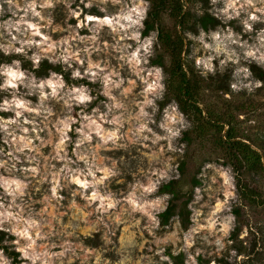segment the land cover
Instances as JSON below:
<instances>
[{
    "label": "rangeland",
    "instance_id": "obj_1",
    "mask_svg": "<svg viewBox=\"0 0 264 264\" xmlns=\"http://www.w3.org/2000/svg\"><path fill=\"white\" fill-rule=\"evenodd\" d=\"M20 7L16 9L17 15L13 17L11 12L5 11L4 15L0 16V23L8 20L19 19L23 15L24 0H17ZM54 7L52 8H37L44 17L39 20L41 32L51 37L53 41H59L64 37L75 35L77 19L70 16L68 4L71 5V10L79 11L83 9L79 20L83 21L85 15H94L103 18L105 15H116L123 7L121 5H102L99 0H92L93 7L86 8L84 5L88 0H52ZM183 8L188 13V22L183 29L175 20L171 19L167 14L162 15L160 25H156L146 35L143 33L145 27L141 31V41L145 38L154 36L152 44V55L147 57V62L142 64L145 69L143 75H147V71L153 68L162 69L164 92L162 99H156V110L153 112L151 107L146 111L152 115L154 122L149 123V127L160 135L164 136L165 132L159 127L163 122L165 109L169 105H178L179 113L185 118L186 129H181V136L173 139V151L169 150L168 141L160 140L153 144L152 140L143 142H133L131 129L136 123L134 120L126 122L120 132L123 139L118 141V146L109 144L106 148L98 150V163L102 167H108L113 170L116 175L105 181L101 187L103 195L111 194L114 200L119 201L114 208L108 209L107 212H99V201L89 205L87 201L75 194L77 185L65 186V181L61 180V189L59 196L62 197L59 201L52 200L51 206L45 201V196H50V183L45 182L40 184V176L32 177L26 175L21 168L36 166L29 164L24 155L14 153L20 156V161L16 163V171L9 173L4 168H0V175L6 177L12 175L25 180L28 183L23 200L18 199L17 204L24 208L23 215L27 217L29 213L33 218L42 222V232L47 234L44 240H38V251L47 250L50 253H60L64 251L66 245H71L72 250L65 252L63 257L51 256L50 264H264V80L258 74L264 72V65L259 66L256 61L244 59L243 50L240 45L245 42L248 45L257 44L256 34L260 29H264V22H252V31L244 30L242 20L246 19L248 13H254L261 17L264 21V13L257 9L264 8V0H253V6L245 5L246 11H242L240 17L228 20L225 22L220 9L224 7L223 0L213 5L212 0H182ZM2 3V0H0ZM43 3V0H38V4ZM128 7H131V0H124ZM147 6V15L150 10V0H145ZM5 10L8 5L3 4ZM106 7L107 12H101L100 8ZM239 7V5H238ZM209 14L217 19V24L208 25L204 28L197 22L199 16ZM219 16V18H218ZM39 18H35L34 22ZM92 23L89 22V27ZM170 30L173 33L180 32L184 37V47L182 58L185 69L195 77L196 85H191V90L194 91L193 97L196 104L201 109V115L205 118L212 117L219 119L216 127L207 126L203 131L194 134L195 121L186 114L176 95L168 88V72L166 68L170 59L169 56L161 48L158 39L161 28ZM229 29L235 34L240 41L239 44H233L231 47L240 56L239 63H233L232 60H226L225 55L215 56V54L203 47L198 37L201 32L204 34V43H212V34L219 32L221 35L227 34ZM3 31V29H0ZM80 36H91L92 33L88 28L76 30ZM13 35H17L13 31ZM122 35V34H121ZM10 37L5 34V39L0 40V43H6ZM34 39L40 40L37 36ZM119 37L115 34H110V30L105 26L98 35V40L94 47H98L100 51L93 52L91 60L100 62L101 67H106L109 70H116L120 73V78L124 79L125 83L122 88L128 87L129 80H135L136 86L132 93L128 96H121V89H114L113 95L116 96L127 107L125 116L131 113L133 116L139 111L138 102L143 101V96L139 93L143 90V83L133 75L128 66L125 64L121 67L122 62L118 59L117 53L111 47L108 51H104V45H113ZM73 51L77 48H83L84 44L77 40L71 41ZM121 44H129L134 49L137 45L133 40H121ZM15 47H20L16 44ZM264 51V49H261ZM27 57L23 54L12 53L13 58L9 62L1 63L0 65H11L14 60L21 62V70L25 71L26 75L35 76L37 82L41 79L49 77V72H55L61 76L70 88L72 86L79 87L87 86L90 89V94L95 97L87 107L73 106L72 116L77 120V123L72 125V131L68 135L72 139V143L68 145L67 152L72 160H76L73 155L75 141L78 137L75 129L81 126V114L92 115L95 109H99V114L107 112L106 104L110 103L107 97L103 96L102 84L97 81L91 83L87 78L72 79L71 72L79 67L83 74L87 67V57L81 54V59L85 60V64L81 67L73 62L72 68L64 69L66 65L59 63L53 64L49 59L44 58L48 63L59 66L62 72L49 70L45 75H37L33 69V62L28 58L37 51L35 47L26 49ZM59 49L56 55L59 54ZM131 51V49H130ZM3 53V52H2ZM4 54V53H3ZM52 56V53L48 54ZM159 55L162 56L164 65L153 62ZM213 56L212 64L215 72H207L203 66L197 67L198 59H206ZM224 61L222 64L221 62ZM26 63V65H24ZM40 67V65H39ZM245 67L251 72V76L244 78L243 74L235 76L237 68ZM149 82H152L155 77H149ZM0 84L4 78L0 76ZM256 81L261 82V87H253L249 92L247 88H241L240 91H234L230 87L232 83L238 85L248 84L251 82L253 86ZM27 89L23 85L19 86L18 95L32 101L33 105L38 102L37 95H27ZM45 91H49L45 89ZM3 92L1 101L11 99V90ZM49 107L53 110V115L49 118L48 128L39 131L41 138L49 139L48 130L51 129L54 135L51 137L53 143L56 142L55 128L53 127L57 119H62L65 115L63 101L55 100L47 101ZM171 110V109H169ZM120 111H123L120 110ZM29 119L32 115L25 113ZM0 117L8 119L14 117L12 112H3ZM111 119V115H109ZM36 123L43 128L41 118H37ZM31 129L32 125H25ZM106 129L112 126L104 124ZM179 127V125H176ZM192 130L190 136L193 138L190 141L183 139V133L186 130ZM230 132V134L227 133ZM228 134V137L226 136ZM19 135V130H17ZM30 135L35 136V133ZM151 136L150 133H148ZM230 138V139H229ZM235 140L243 143L240 152L232 155L231 150H225L221 146V142ZM37 145L40 143L34 140ZM97 138H93L92 148H95ZM147 145V147H145ZM88 145L81 148L83 151ZM0 149H3V154L0 155V160L6 161L9 166L13 163L10 160L8 153L12 150L9 144L4 142V134L0 133ZM42 155L38 157L40 161L41 174L45 171V157H50L52 154L51 145L41 149ZM35 155V153H33ZM184 161V170L181 172L179 166ZM56 169L62 166V162L51 160ZM205 165H214V167L206 168ZM76 165L73 164L72 167ZM80 167H84L83 162H79ZM231 168L229 175L234 177L235 188L230 189L223 184V179L220 172ZM157 171L158 175H152ZM162 174V175H161ZM102 173H97V176ZM50 179V178H49ZM171 179H178L183 192H192L191 199L188 202L189 223L187 227L181 225L178 215H171L166 223H163L159 214L165 210L171 197L170 193L162 191L161 185ZM195 180L199 182L193 184ZM150 181L155 182V190L151 194H145L146 200L149 201L150 207L147 209L149 215L139 210L133 211L132 207L126 202L125 197L132 191V188L139 184L147 185ZM246 185V189L243 187ZM197 189L200 190L199 194ZM140 189L137 191L139 196ZM234 191L235 198H229L226 206L216 214L215 217L211 213L215 209L217 202L225 201L224 192ZM91 190H89L90 194ZM0 197L5 206L10 203V198L5 196L3 190L0 189ZM73 202L76 207H73ZM230 209V211H229ZM235 210L238 213H235ZM19 211V209H13ZM199 214V215H198ZM229 214L235 216L234 229L227 236H224L221 229V223L224 217ZM217 219L215 229L207 228L208 220ZM6 228L11 225L6 224ZM193 228H199V231L192 234V246L187 247L185 242V234ZM10 234V233H9ZM17 237L5 238L0 242V245H6L9 249L15 250L19 246L24 245L21 240L19 245L13 243ZM220 239L224 244L221 249L215 241ZM5 257L12 258L8 255L4 248H0ZM16 251V250H15ZM233 251L235 255H232ZM18 252V251H17ZM19 253L18 264H31L29 260H22ZM176 253V254H174ZM182 254V257H174ZM162 257H168L167 260ZM37 264H40L38 261Z\"/></svg>",
    "mask_w": 264,
    "mask_h": 264
},
{
    "label": "clouds",
    "instance_id": "obj_2",
    "mask_svg": "<svg viewBox=\"0 0 264 264\" xmlns=\"http://www.w3.org/2000/svg\"><path fill=\"white\" fill-rule=\"evenodd\" d=\"M218 0H212L215 5ZM224 7L220 9L223 18L226 21L240 17L242 11H246L245 5L253 6V0H223ZM7 4L8 8L5 10L3 4ZM84 3V0H81ZM102 5L111 3L112 5H121L119 13L116 15H105L103 18H99L94 15H85L84 20L80 21L79 17L83 12V9L79 11L71 10V5L68 4L70 10L69 14L71 17L77 19L75 35L64 37L59 41H53L50 36L45 35L41 32V25L39 20H43L41 12L37 8H52L54 7L52 0H43V3L38 4V0H24L23 15L16 20H8L0 23V40L5 39V34L10 39L6 43H0V52H3L6 56L12 53L23 54L27 57L26 49L35 47L36 52L28 57L32 62L33 66L39 68L40 61L44 58L49 59L53 64L66 65L64 69L67 71L68 68H72L73 62L79 64L81 67L85 64V60L81 59V54L87 57V67L84 69L83 74L80 68L77 67L72 70V79H84L87 78L91 83L99 81L102 84V95L107 97L110 103L106 104L105 107L107 112L99 114V109H95L92 115L81 114V126L75 129L78 137L75 141V148L73 155L76 160H72L67 152L68 145L72 143L71 137L68 135L72 131V125L77 123V120L72 116L73 106H84L87 107L95 97L90 94V89L87 86L81 85L79 87L66 85L63 76L49 72V77L41 79L37 82L35 76L26 75L25 71L21 70V62L14 60L11 65H0V76L4 78L2 84H0V91L11 90V99H4L0 102V112H12L14 117L4 119L0 117V133L4 134V142L9 144L11 151L8 156L13 163L9 164L0 160V168H4L5 171L12 173L16 171V163L20 161V156L14 153L24 155L28 163L35 164L36 166L21 168L26 175L32 177L40 176V184L49 182L50 196H45L44 201L51 206L52 200L59 201L62 197L59 196V191L62 187L61 180L65 181L67 185H77V190L74 193L81 196L82 199L87 201L89 205L99 201L98 208L99 212H107L108 209L114 208L119 201L114 200L111 194L103 195L101 193V187L105 181L110 177L116 175V173L108 167H102L97 161L98 150L106 148L109 144L112 146H118V141L123 139L121 135V128H123L126 122L135 121L131 132L134 137L133 142H143L152 140L153 144L158 143L160 140H167L169 150L173 151V139L181 136V129H186L184 116L179 113L178 105H169L165 109L163 122L159 125L165 132L164 136L156 134L152 128L148 125L152 120V115L146 111L147 108L151 107L153 112L156 110V99L163 98V92L165 90L164 85L161 83L163 80L162 69L153 68L147 71V75H143L145 69L142 67L143 63L147 62V57L152 55V44L153 37L149 36L141 41V29L144 27L143 21L147 18V6L145 0H131V7H128L124 0H99ZM239 5V7H238ZM86 8L91 9L93 7L92 0H88V3L84 5ZM20 5L17 0H2L0 3V16L4 15L5 11L11 12L13 17L17 15L16 9ZM101 12H107L106 7L100 8ZM257 11L264 13V8L257 9ZM35 18H39L34 22ZM219 18V16H218ZM264 22L261 21V17H258L254 13H248L246 19L242 20L244 30L247 32L252 31V22ZM89 22L92 23L89 27ZM110 30V34H115L119 39L113 45H104V51H108L111 47L117 53H119L118 59L123 65H127L130 72L135 75L144 85L143 90L139 95L143 96V101L138 102L137 106L139 111L133 116L127 112V107L122 103L116 96L113 95L114 89H121V96H128L132 93L136 86L135 80L128 81V87L122 88L125 81L120 78V73L116 70H109L106 67H101L100 62H93L91 55L93 52H98L100 49L94 47L98 40V35L104 27ZM88 28L92 33L91 36H80L77 29ZM13 31L17 35H13ZM122 34V35H121ZM39 36L40 40L34 39ZM203 47L207 50L212 51L215 56L225 55L226 60H232L233 63H239L240 56L231 47L233 44H239L240 41L231 29L225 35H221L219 32L212 34V43H204V34L198 37ZM72 40H77L84 44L83 48H77L73 51ZM121 40H133L136 42V47L132 49L129 44H121ZM257 44L248 45L246 42L241 44L240 47L243 50L244 59L251 58L261 66L264 65V29H260L256 34ZM20 44V47H15L16 44ZM59 54L56 55L57 50ZM131 49V51H130ZM52 53V56L48 54ZM213 56H209L206 59H198L196 61L197 67L203 66L207 72H215L212 64ZM222 64L224 61L221 62ZM243 74L244 78L251 76V72L248 68L240 67L236 69L235 76ZM154 76L155 79L149 82V77ZM23 85L26 88L27 95H37L38 102L33 105L32 101L25 99L23 96H19V86ZM232 90L240 91L241 88H247L249 92L253 90V87H261V82L256 81L255 85L251 82L248 84L238 85L232 83L230 85ZM48 89L49 91H45ZM55 100L57 102L63 101L65 109V115L62 119H57L53 125L55 128L56 142L53 143L51 137L54 135L51 129L48 130L49 139L45 140L40 137L39 131H43L48 128L49 118L53 115V110L48 106L47 101ZM123 111H120L122 110ZM171 109V110H169ZM25 113L32 115L29 119L25 116ZM111 115V119H109ZM37 118H41L43 122V128L36 123ZM104 124H109L112 127L106 129ZM25 125H32L31 129ZM179 125V127H176ZM19 130V135L17 134ZM35 133L36 135H30ZM151 134V136L148 135ZM97 138V144L95 148H92L93 138ZM34 140H38L40 143L37 145ZM51 145L52 154L50 157H45L46 163L44 165L45 171L41 174L39 156L42 155L41 149L45 146ZM88 145L83 151L82 146ZM147 147V145H145ZM35 153V155H33ZM3 154V149H0V155ZM51 160L62 162V166L59 169L55 168V165L51 163ZM79 162H83L84 167L79 166ZM75 164V167L72 165ZM206 168L214 167V165H205ZM102 175L97 176V173ZM231 168L225 169L220 172V176L223 179V184L230 189L235 188L234 177L229 175ZM152 175H158L157 171H154ZM162 175V174H161ZM50 178V179H49ZM155 182L150 181L147 185L137 184L132 188V191L125 197L126 202L132 207L133 211H141L146 215L147 209L150 207L149 201L146 200L145 194H151L155 190ZM28 183L25 180L20 179L16 176H4L0 175V189L3 190L5 196L10 198V203L6 207L3 202H0V231L8 232L11 235L17 237L14 244L19 245L20 241L23 240L25 243L23 246L17 247L15 250L21 253L22 260H29L31 264H50L51 256L63 257L65 252L71 251V245H66L64 251L60 253H50L47 250L38 251V247H44L38 245V240H44L47 238V234L42 232L43 224L41 221L33 218L31 213L27 217L23 215L24 208L22 205L17 204L18 199L23 200L25 196ZM140 189L139 196L137 191ZM89 190H91L89 194ZM199 194L200 190H196ZM225 201L223 203L217 202L215 209L211 213L212 217H215L227 204L229 198H235L234 191L224 192ZM2 200V197H0ZM73 207H76L73 202ZM19 209V211H13V209ZM230 211V209H229ZM199 215V214H198ZM235 216L229 214L224 217L221 223V231L224 236H227L231 230L234 229ZM218 220L210 218L207 223V228L211 231L215 229ZM11 225L6 228L5 225ZM199 231V228H193L185 234V242L187 247L192 246V234ZM217 246L221 249L224 248V244L220 239L215 241ZM176 254V253H174ZM232 255H235L233 251ZM167 260L168 257H162ZM193 264H195L194 258ZM0 264H11V260L5 257L2 250H0ZM70 264V262H69ZM169 264L171 261L169 260Z\"/></svg>",
    "mask_w": 264,
    "mask_h": 264
},
{
    "label": "trees",
    "instance_id": "obj_3",
    "mask_svg": "<svg viewBox=\"0 0 264 264\" xmlns=\"http://www.w3.org/2000/svg\"><path fill=\"white\" fill-rule=\"evenodd\" d=\"M150 3V10L148 12L147 18L145 19V27L143 30L145 35L157 24H161L163 14H167L171 19L175 20L176 23L179 24L183 29L186 27L188 15L190 13L184 10L182 0H150ZM197 22L204 28H207L209 24L215 25L218 21L215 19V17L209 14H203L198 17ZM158 42L170 59L169 65L165 67L166 71L168 72V88L173 94L176 95L177 101L179 102L182 110L195 121L193 130L194 134H198L199 132L203 131L207 126L216 127L219 119L212 117L205 118L203 115H201V109L194 101V91L191 90V85H196L197 81L195 80L196 76L193 73L190 74L184 66L182 58L184 37L180 34V32L173 33L172 31L166 30L163 27L161 28ZM12 58V55L6 56L0 52V64L9 62ZM153 62L164 65L161 55H159L157 59H154ZM24 65H26V63H24ZM50 69L57 72H62L59 66L52 65L46 60H43L40 63V67L34 68L33 71L37 75L41 76L47 74ZM258 76L264 80L263 71H260ZM2 96L3 92L0 91V101ZM2 113L3 112H0V114ZM191 132L192 130L189 129L183 133V139L187 142L190 141L193 136H195H190ZM227 133L226 136L228 137L230 132L228 134ZM221 143V146L225 150H231L233 156H235L237 152L239 153L241 146H243V143L238 140L227 141V139H225ZM179 169L181 172L184 170V161L181 162ZM198 182V180H195L193 184H197ZM243 187L245 189L247 188L246 185ZM160 189L171 194L167 207L159 214L162 222L166 223L171 215H178L181 225L183 227H187L189 223L188 202L192 196L191 190L183 192V188L180 186L178 179H171L168 182L163 183ZM235 213H238V211L235 210ZM11 237L12 235L8 232L0 231V242L5 238ZM0 248L5 249L8 255L12 258L13 264H18L20 262L19 253L17 251L9 249L6 245H0ZM174 257H182V254L176 255ZM173 264H178V262Z\"/></svg>",
    "mask_w": 264,
    "mask_h": 264
}]
</instances>
